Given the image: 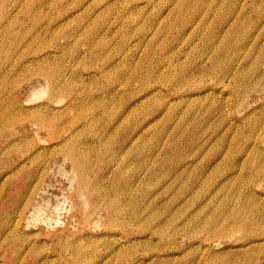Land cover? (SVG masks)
<instances>
[{
  "label": "rangeland",
  "instance_id": "1",
  "mask_svg": "<svg viewBox=\"0 0 264 264\" xmlns=\"http://www.w3.org/2000/svg\"><path fill=\"white\" fill-rule=\"evenodd\" d=\"M0 135V264H264V0H0Z\"/></svg>",
  "mask_w": 264,
  "mask_h": 264
},
{
  "label": "bare ground",
  "instance_id": "2",
  "mask_svg": "<svg viewBox=\"0 0 264 264\" xmlns=\"http://www.w3.org/2000/svg\"><path fill=\"white\" fill-rule=\"evenodd\" d=\"M237 45V44H236ZM17 49V48H16ZM15 51V49L14 50H12V52H14ZM15 52H17V51H15ZM8 53V52H7ZM20 53H21V51H20ZM36 60V59H35ZM35 62V61H34ZM40 62V61H39ZM39 66H40V64L39 63H37ZM27 67V66H26ZM38 67V66H37ZM36 91V90H35ZM38 91V90H37ZM40 92V91H39ZM37 93V92H36ZM35 93V94H36ZM74 101V100H73ZM18 108V109H17ZM16 109V115L17 116H15V121H19V122H23L24 121V119L26 118V120H27V117L29 116V119H33V118H36V117H40L41 116V106H34V107H29L30 108V111H29V108H26V110L27 111H25V112H30V114H27V115H22V112H20V110L22 109V107L21 106H19V107H17ZM13 109V108H12ZM15 109V108H14ZM23 109H25V108H23ZM11 112V111H10ZM13 115V114H12ZM11 115V113H10V116H12ZM19 124V123H18ZM22 124H24V123H22ZM23 126V125H22ZM21 128V127H20ZM7 130V129H6ZM11 130V129H10ZM16 130H14V132H15ZM11 133V132H10ZM2 134V133H1ZM7 135V134H6ZM1 136V135H0ZM3 136H5V135H3ZM58 137V136H57ZM57 137H55L54 139H56ZM53 138V137H52ZM68 141V140H67ZM11 144V143H10ZM75 144V143H74ZM57 146V145H56ZM12 147V146H11ZM16 146H14V148H15ZM18 147V146H17ZM33 148H35V147H33ZM57 148V147H56ZM16 150V149H15ZM18 151V150H17ZM73 151V150H72ZM71 151V152H72ZM75 151H77V149H74V151L71 153V155H72V157H73V154H74V152ZM81 153H82V151H80ZM84 152V151H83ZM18 153V152H17ZM78 153H79V151H78ZM24 154V153H23ZM79 155V154H78ZM22 156V155H21ZM80 156H81V154H80ZM83 156V155H82ZM87 156V155H86ZM91 157V156H90ZM6 159V158H5ZM27 159V158H26ZM85 160H87V159H85ZM87 162V161H86ZM90 162V161H89ZM114 162V161H113ZM26 163V160L24 161V160H21L20 161V164L19 165H24ZM75 165H76V162H75ZM84 166V165H83ZM85 168H86V163H85ZM85 168H83L84 170H80V172H79V177L80 178H78V180H79V184H83V182H86V178L88 179V177H87V175H86V171H85ZM129 170V169H128ZM122 171V167H120L117 171H116V173L118 172V173H120ZM10 173V172H9ZM16 173H17V171L15 172V174L14 175H16ZM118 175V174H117ZM8 176V175H7ZM10 177H11V174H10ZM18 177V176H17ZM14 178V177H13ZM19 178V177H18ZM16 180V179H15ZM22 180V179H21ZM132 180H133V178H132ZM129 181V180H128ZM128 181H126V183H125V185H126V187L125 188H123V190L122 191H127L128 190V193L131 191V187H129V189L127 188V186L130 184V182H129V184L127 183ZM24 185V184H23ZM81 186V185H80ZM130 186H131V184H130ZM125 193V192H124ZM15 226H17V223H15L14 224Z\"/></svg>",
  "mask_w": 264,
  "mask_h": 264
}]
</instances>
